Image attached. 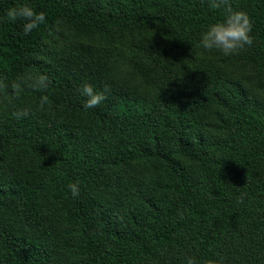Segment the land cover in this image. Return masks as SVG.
Returning a JSON list of instances; mask_svg holds the SVG:
<instances>
[{"label":"trees","instance_id":"16d2710c","mask_svg":"<svg viewBox=\"0 0 264 264\" xmlns=\"http://www.w3.org/2000/svg\"><path fill=\"white\" fill-rule=\"evenodd\" d=\"M22 4L45 22L0 20V79L50 84L0 91V264H264V0H0V16ZM226 8L253 44L209 55L199 33ZM83 82L106 90L92 109Z\"/></svg>","mask_w":264,"mask_h":264},{"label":"clouds","instance_id":"9594fccd","mask_svg":"<svg viewBox=\"0 0 264 264\" xmlns=\"http://www.w3.org/2000/svg\"><path fill=\"white\" fill-rule=\"evenodd\" d=\"M223 0H210V7L219 8ZM9 22L21 19L23 33L27 34L40 24L45 22V14L35 11L28 4L9 7L0 20ZM252 24L248 14L242 9L226 8L220 19L208 23L199 33L197 41L198 46L205 52L213 51L222 56H232L238 54L246 46L253 44ZM50 78L45 72H24L18 74L12 81L0 79V91H11V96L16 97L22 89L28 88L37 92H45L49 88ZM79 96L82 97L81 106L83 109H92L105 100V91L95 90L93 85L83 82L78 89ZM49 103V97L46 94L39 96L35 105L36 111H44ZM32 108L30 106L17 108L12 115L17 119L27 117ZM68 190L73 197L79 195V186L73 182L68 184ZM222 257L218 260H208L204 264H221ZM184 264H197V261L187 256Z\"/></svg>","mask_w":264,"mask_h":264},{"label":"rangeland","instance_id":"374dc122","mask_svg":"<svg viewBox=\"0 0 264 264\" xmlns=\"http://www.w3.org/2000/svg\"><path fill=\"white\" fill-rule=\"evenodd\" d=\"M208 54L209 55L215 54V50H214V53H213V51H209ZM133 82H134V80H133Z\"/></svg>","mask_w":264,"mask_h":264}]
</instances>
